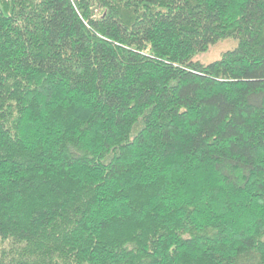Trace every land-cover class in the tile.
I'll list each match as a JSON object with an SVG mask.
<instances>
[{"label": "trees", "instance_id": "obj_1", "mask_svg": "<svg viewBox=\"0 0 264 264\" xmlns=\"http://www.w3.org/2000/svg\"><path fill=\"white\" fill-rule=\"evenodd\" d=\"M0 264H264V0H0Z\"/></svg>", "mask_w": 264, "mask_h": 264}, {"label": "rangeland", "instance_id": "obj_2", "mask_svg": "<svg viewBox=\"0 0 264 264\" xmlns=\"http://www.w3.org/2000/svg\"><path fill=\"white\" fill-rule=\"evenodd\" d=\"M237 43L234 41H225L211 47L210 50L195 59L203 64H211L221 59L226 52L232 51L236 48Z\"/></svg>", "mask_w": 264, "mask_h": 264}]
</instances>
